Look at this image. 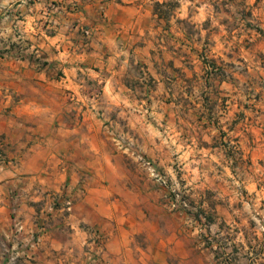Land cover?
I'll use <instances>...</instances> for the list:
<instances>
[{
    "label": "crops",
    "instance_id": "obj_1",
    "mask_svg": "<svg viewBox=\"0 0 264 264\" xmlns=\"http://www.w3.org/2000/svg\"><path fill=\"white\" fill-rule=\"evenodd\" d=\"M71 1L0 0V261L86 264L96 231V264H216L195 234L242 233L248 199L264 203V113L248 126L236 106L219 109L225 96L207 109L187 98L195 53L148 39L144 10L167 0ZM135 150L179 174L207 219L173 211Z\"/></svg>",
    "mask_w": 264,
    "mask_h": 264
},
{
    "label": "rangeland",
    "instance_id": "obj_2",
    "mask_svg": "<svg viewBox=\"0 0 264 264\" xmlns=\"http://www.w3.org/2000/svg\"><path fill=\"white\" fill-rule=\"evenodd\" d=\"M81 1L72 0L69 6L71 10L79 11L82 7ZM166 2H173L167 6H160L161 10H168V19L160 18L158 15L152 16V11L156 7L152 2L147 6L148 9L144 10L149 18V27L156 31L150 34L148 39H155L164 46L168 45V42L180 47L187 44L195 53L197 64H201L203 69L199 70L201 68L199 65V71L197 70L199 76L190 75L192 81L187 82L186 89L193 92V95L187 98L199 107L207 109L211 107L212 98L225 96L226 99L220 102V110H225L228 105H233V108L236 106L238 119L243 121L244 125L261 124L264 113V0H167ZM162 48H156L152 54V58L156 57V62L163 60ZM164 57L169 65L177 61L168 53H165ZM177 70L180 72V69ZM138 71L135 70L136 73ZM171 71L169 69V72ZM187 72L191 74L190 70ZM140 74L150 79L145 70L141 69ZM196 81L201 85H195ZM225 93L227 95H224ZM113 136L120 148L129 147L123 136L116 133ZM0 152L5 156L1 149ZM139 153L137 150L134 151L138 162L156 184L166 188L168 197L169 188L155 180L141 161V156L151 160L160 173L170 178L172 176L159 169L154 160ZM177 179L184 185L187 205L181 203L177 209L169 207L195 220H201V217L207 219L205 214L197 211L189 188L179 174ZM68 200L71 201L67 199L66 205ZM248 201L252 207L247 213L241 214L248 220V228L242 230V233L241 230L230 228L214 237L210 234L199 236L201 231L195 234L196 243L202 245L201 249H205V253L212 254L217 259L216 264H242L247 251L249 258L264 253V203L253 205L254 200L249 198ZM240 235L246 237L247 244L235 239ZM102 240L104 242L103 236ZM102 252L91 258L88 257L86 243L85 263H98ZM0 264H38V262L34 259L9 257L1 260Z\"/></svg>",
    "mask_w": 264,
    "mask_h": 264
},
{
    "label": "built area",
    "instance_id": "obj_3",
    "mask_svg": "<svg viewBox=\"0 0 264 264\" xmlns=\"http://www.w3.org/2000/svg\"><path fill=\"white\" fill-rule=\"evenodd\" d=\"M86 33L90 34L91 31L88 29ZM34 54H35V58H37L36 57V55H38L37 48L34 49V51L31 54V57H33ZM0 160L1 161L5 160V156L1 152H0ZM141 161L143 162V164L146 166L150 174L155 178L157 182L169 188L170 195L168 197H169V206L171 208L177 209L178 205H180L181 203L187 205L185 198L186 196L184 195L185 194V190L183 188L184 185L179 179H177V177L173 179L168 177L166 174L160 173V171L157 170V168L152 163V161L144 158L143 156H141ZM70 206H71V201L68 200L67 207L70 208ZM22 229L23 226L21 224H18V230H22ZM91 233H92L91 238L87 242V254L88 257L90 258L91 256L101 254L103 250L102 236L96 231H92Z\"/></svg>",
    "mask_w": 264,
    "mask_h": 264
},
{
    "label": "trees",
    "instance_id": "obj_4",
    "mask_svg": "<svg viewBox=\"0 0 264 264\" xmlns=\"http://www.w3.org/2000/svg\"><path fill=\"white\" fill-rule=\"evenodd\" d=\"M118 2H122L123 0H117ZM173 2H155V12L160 15V17L168 18V10H161L160 6H167L169 4H172Z\"/></svg>",
    "mask_w": 264,
    "mask_h": 264
}]
</instances>
